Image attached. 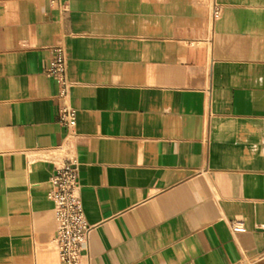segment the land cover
Masks as SVG:
<instances>
[{
	"label": "crops",
	"instance_id": "obj_1",
	"mask_svg": "<svg viewBox=\"0 0 264 264\" xmlns=\"http://www.w3.org/2000/svg\"><path fill=\"white\" fill-rule=\"evenodd\" d=\"M56 46L82 264H264V0H0V264H60Z\"/></svg>",
	"mask_w": 264,
	"mask_h": 264
},
{
	"label": "built area",
	"instance_id": "obj_2",
	"mask_svg": "<svg viewBox=\"0 0 264 264\" xmlns=\"http://www.w3.org/2000/svg\"><path fill=\"white\" fill-rule=\"evenodd\" d=\"M220 11L215 8L214 18ZM67 53L64 47L51 49V56L45 68V74L56 85L53 96L58 101L59 125L65 131L64 143L54 149H47L46 156L56 157L58 162L49 179L48 199L53 203L56 221L54 244L59 253L60 264H82V258L88 254L89 235L92 227L84 215L78 185V163L70 143L76 136V110L71 105L72 83L68 78ZM230 228L234 232L244 231V227L233 222Z\"/></svg>",
	"mask_w": 264,
	"mask_h": 264
}]
</instances>
